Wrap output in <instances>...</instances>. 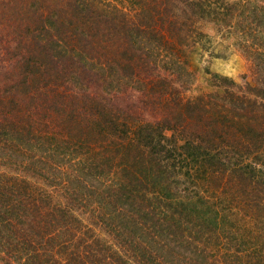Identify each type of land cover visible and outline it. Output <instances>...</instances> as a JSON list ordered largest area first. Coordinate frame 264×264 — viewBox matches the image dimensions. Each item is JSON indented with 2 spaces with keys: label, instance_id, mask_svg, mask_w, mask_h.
Masks as SVG:
<instances>
[{
  "label": "trees",
  "instance_id": "obj_1",
  "mask_svg": "<svg viewBox=\"0 0 264 264\" xmlns=\"http://www.w3.org/2000/svg\"><path fill=\"white\" fill-rule=\"evenodd\" d=\"M112 1L0 0V264H264V0Z\"/></svg>",
  "mask_w": 264,
  "mask_h": 264
},
{
  "label": "rangeland",
  "instance_id": "obj_2",
  "mask_svg": "<svg viewBox=\"0 0 264 264\" xmlns=\"http://www.w3.org/2000/svg\"><path fill=\"white\" fill-rule=\"evenodd\" d=\"M102 1L103 0H101V2ZM112 2L114 3V0ZM10 30L11 28L5 29L2 27V24L0 25V50L2 48L1 52L6 56H10V53L16 51L12 50V48H15L16 41H8L9 38L6 36L7 32ZM206 32L209 36V51L200 53L198 50L190 59L191 68L196 69V78L192 88L197 87L199 90L208 93H214L215 91L221 92V90L214 88L212 84H210L211 74H217L232 79L240 86H244V82L254 86V77L249 75L248 64L244 57L234 50L233 46L226 41H222L220 34H214L209 30H206ZM9 44H11V49L9 48ZM91 88L92 86L87 90L88 93L92 90ZM125 104L132 105L133 103L128 101L124 104H120V107H125Z\"/></svg>",
  "mask_w": 264,
  "mask_h": 264
}]
</instances>
